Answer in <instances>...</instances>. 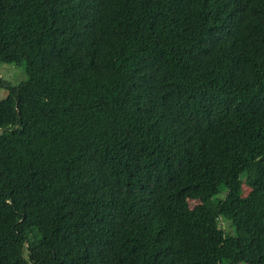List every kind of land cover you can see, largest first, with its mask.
I'll list each match as a JSON object with an SVG mask.
<instances>
[{"label": "trees", "instance_id": "1", "mask_svg": "<svg viewBox=\"0 0 264 264\" xmlns=\"http://www.w3.org/2000/svg\"><path fill=\"white\" fill-rule=\"evenodd\" d=\"M0 63V264H264V0H0Z\"/></svg>", "mask_w": 264, "mask_h": 264}, {"label": "rangeland", "instance_id": "2", "mask_svg": "<svg viewBox=\"0 0 264 264\" xmlns=\"http://www.w3.org/2000/svg\"><path fill=\"white\" fill-rule=\"evenodd\" d=\"M0 77L3 83L10 85L17 84L26 78L24 65L0 63ZM7 93V88L0 85V99L4 98ZM195 203V201H190V206H193Z\"/></svg>", "mask_w": 264, "mask_h": 264}]
</instances>
